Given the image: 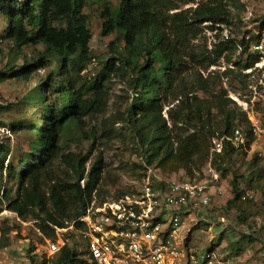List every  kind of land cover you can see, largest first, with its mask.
Returning <instances> with one entry per match:
<instances>
[{
  "label": "trees",
  "instance_id": "1",
  "mask_svg": "<svg viewBox=\"0 0 264 264\" xmlns=\"http://www.w3.org/2000/svg\"><path fill=\"white\" fill-rule=\"evenodd\" d=\"M100 1L103 3L100 13L102 35L117 33L129 51V54H118V58L134 74L137 99L128 114L140 122L138 134L150 151L148 163L161 154H165L164 159L167 160L192 159L196 151L192 149V146L196 147L191 142L193 134L181 138L178 132L185 131L186 119H201L203 115L210 117L212 108L225 113L223 128L218 133L211 132L212 136L230 135L235 127L248 125L246 113L240 108L238 111L224 110L226 104L234 103L225 90L221 89V94H213L210 86L202 82L198 89L210 93L211 98H200L193 94L194 90L185 78L189 67L185 58L190 56L187 50L189 41L204 29L232 25L233 11L240 12L244 8L240 0H200L195 7L185 11H174L183 0H119L115 6L109 0ZM85 4L86 0H0V17L4 19L0 43L9 40L17 48L44 46L33 60L18 68L0 71V84L12 79L29 80L37 70L52 66L48 76L33 89L34 99L44 100L45 94L50 92L57 93L61 100L59 106L45 104L48 116L44 122L13 126L15 130L19 127L31 131L35 143L31 152L15 161H7L5 173L12 178L14 185L3 188L0 196V204H5L6 209L17 214L22 221L28 218L37 220L38 228L46 237L53 236L54 226H61L65 220L81 215L92 200L91 193L101 179V162L86 171L87 157L64 151L59 140L71 126L80 122L81 117L100 110L105 77L120 67L114 62L116 56L110 55L93 83L85 90L83 85L76 88L80 73L92 60L90 19L83 12ZM259 28L260 32L264 29V20ZM261 36H243L239 40L228 38L220 42L212 51L214 57H209L210 63H215L224 51L234 53L239 50L246 54V59L244 63L238 61L234 65L239 68L238 74L245 76L242 71L252 68L260 60L261 54L252 49V44ZM109 46L111 51H117L115 41ZM226 60L232 62L233 56H227ZM232 72L231 68H226L223 75L228 76ZM88 91L91 98H85ZM169 98L178 100L175 110L171 112L172 108L169 109L171 126L162 114ZM193 115L196 117H191ZM9 151L8 148V156L12 153ZM227 151L246 153V150H238L225 142L222 151L213 154V164ZM56 159L71 171L70 179L53 174ZM85 176L82 186L81 180ZM232 193L229 202L239 200L241 192L236 185ZM124 195L126 192H119L114 199ZM8 234V229L0 231V249L8 246ZM213 250V246L207 249ZM54 256V264H86L68 248ZM31 264L48 262L47 259L35 262L32 258Z\"/></svg>",
  "mask_w": 264,
  "mask_h": 264
},
{
  "label": "rangeland",
  "instance_id": "2",
  "mask_svg": "<svg viewBox=\"0 0 264 264\" xmlns=\"http://www.w3.org/2000/svg\"><path fill=\"white\" fill-rule=\"evenodd\" d=\"M109 1L113 6L119 2ZM199 2L200 0H183L174 11H185ZM242 3V11H233L232 25H217L214 30L204 29L189 41L187 50L190 51V56L185 57L189 65L185 78L189 87L194 90L193 94L200 98H211L210 93L198 89L202 82L210 86L213 94H221V89L225 90L227 97L234 102L223 107L227 112L241 109L238 101L249 99L251 87L260 76V72L250 69L242 71L245 76L238 74L239 68L234 63H244L246 59V54L239 50L234 53L224 51L216 58L215 63L209 61V57H214L212 51L220 42L228 38H248L260 33L259 26L264 20V0ZM102 10V1L86 0L83 12L90 19L89 47L92 60L80 73L76 88L83 85L85 90L93 83L110 55L116 56L114 62L120 67L116 72H111L109 77H105L100 110H93L81 117L80 122L71 126L59 140L64 151L87 157L86 171L101 162V179L91 193V201L99 203L113 200L119 192L132 194L139 187L142 176L149 167L160 170L167 178L198 181L204 178V169L211 162L220 173V185L224 192L220 197L213 196L208 208H199V216L205 221L196 225L188 224V247L193 251L205 252L213 246L216 260L221 264H264V158H254L256 154L250 151H227L213 164L211 132L218 133L223 128L225 113L221 114L212 108L210 117L203 115L201 119H186L183 125L185 131L178 132L181 138L193 134L191 142L196 147L192 146V149L196 151L192 159L183 157L167 160L164 159L165 154H161L158 159L148 163L150 151L138 134L140 122L128 114L129 108L137 99L134 74L118 58V54H129V51L117 33L102 35ZM249 10L252 13L250 17L247 15ZM3 22L4 19L0 17V30L4 28ZM114 41L116 52L109 48V44ZM43 50L42 45L17 48L11 41L4 40L0 43V71L18 68L24 62L36 58ZM230 55L233 56V61L227 62L226 57ZM226 68L233 70L228 76L223 75ZM51 70L52 66L39 69L29 80L12 79L0 84V158L4 157L0 162V196L3 188L14 185L12 178L5 173L7 161H15L31 152L35 143V136L31 131L18 129L19 127L15 130L13 126L42 123L48 116L45 104L50 107L59 106L61 100L57 93H46L44 100L34 99L33 89L41 84ZM89 91L85 98H91ZM168 100L162 114L171 126L169 109L172 108L173 112L178 100ZM57 108L60 112L59 107ZM174 146L179 148L177 143ZM8 148L9 153L12 152L9 156L6 153ZM53 170V174L60 178H71V171L59 159L54 161ZM85 181L86 176L81 180L82 186ZM234 185L239 188L241 196L239 200L229 202L233 197ZM36 228L37 220L28 218L22 221L17 214L8 211L5 204H0V231L9 230V244L0 249V264H31L32 258L35 262L47 259L48 264H54L56 256L43 258L39 253L38 244H42V240L37 236Z\"/></svg>",
  "mask_w": 264,
  "mask_h": 264
},
{
  "label": "built area",
  "instance_id": "3",
  "mask_svg": "<svg viewBox=\"0 0 264 264\" xmlns=\"http://www.w3.org/2000/svg\"><path fill=\"white\" fill-rule=\"evenodd\" d=\"M247 15H252L251 10ZM252 49L261 57L250 70L260 72V76L249 99L237 100L248 125L235 127L230 135L213 136L212 154L220 153L228 142L264 158V35ZM220 178L211 162L198 181L167 178L149 167L132 194L91 201L81 215L54 226L52 237L36 228L42 240L39 253L50 258L68 248L86 264H221L213 251H193L187 242L188 224L205 221L199 208H208L213 196L223 194Z\"/></svg>",
  "mask_w": 264,
  "mask_h": 264
},
{
  "label": "crops",
  "instance_id": "4",
  "mask_svg": "<svg viewBox=\"0 0 264 264\" xmlns=\"http://www.w3.org/2000/svg\"><path fill=\"white\" fill-rule=\"evenodd\" d=\"M224 192V191H223ZM216 196V195H215ZM218 197H220V196H218ZM215 198V197H214ZM205 220V219H204ZM212 226H214V225H212ZM188 228H189V225H188ZM190 229V228H189ZM190 240V237H188L187 238V242Z\"/></svg>",
  "mask_w": 264,
  "mask_h": 264
}]
</instances>
